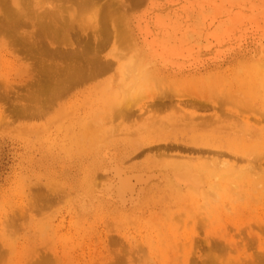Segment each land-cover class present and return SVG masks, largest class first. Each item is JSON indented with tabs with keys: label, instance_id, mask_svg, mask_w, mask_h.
Wrapping results in <instances>:
<instances>
[{
	"label": "rangeland",
	"instance_id": "1",
	"mask_svg": "<svg viewBox=\"0 0 264 264\" xmlns=\"http://www.w3.org/2000/svg\"><path fill=\"white\" fill-rule=\"evenodd\" d=\"M105 3L0 0V264H264V100H228L215 93L216 80L209 87L189 85L196 92L156 87L155 96L166 99L178 94L213 101L210 130H190L172 126L178 114L169 105L135 115L132 96L100 97L134 55L122 33V10ZM58 5L62 16L47 15ZM222 73L234 76L223 67L213 77L222 79ZM108 134L116 141L100 145L101 135ZM206 134L217 150L209 154L216 169L226 171L212 188L214 199L173 189L164 168L183 150L155 146L165 139L200 142L205 150L199 137ZM115 148L121 156L132 152L126 164L132 173L154 174L141 175L145 183L136 178L143 190L123 202L115 189L119 182L103 173L108 150ZM205 153L183 159L203 163Z\"/></svg>",
	"mask_w": 264,
	"mask_h": 264
},
{
	"label": "bare ground",
	"instance_id": "2",
	"mask_svg": "<svg viewBox=\"0 0 264 264\" xmlns=\"http://www.w3.org/2000/svg\"><path fill=\"white\" fill-rule=\"evenodd\" d=\"M63 1H74L81 6H88V5H91L93 1L95 0H63ZM114 6L117 9H121L123 12L121 15L120 21H121V26H122L121 29L123 28L122 33L124 32V34L126 35V43L125 42L124 43L127 45L128 51L130 52L134 51V55H131L127 57V59H125L126 61H124V68L122 69V73L120 77L118 78L117 82L115 81V83H111V86H109L108 89H105L103 92L99 93L100 97L104 96L105 98L107 97L109 99V98H114V95H119L118 96L119 98L120 96L123 98H125L127 95H129V97L132 96L130 100L134 99V101H136L135 104L137 105L136 110L133 109V107H132V110H134L135 112L137 111L139 113H147V112H150L152 109H155L158 107H160L159 109H161L165 105H169L168 109L169 107H172L173 112L178 114L177 119L175 121L176 124L174 123L172 124V126L174 125L175 127L177 126L179 128L190 129V130H195L198 127L200 128L203 127L206 130H210V127H211L210 125L215 122L214 121L210 124V120L212 121V119H214V118L211 119V116H213L214 114L210 112L215 109L213 105V101H209L205 98H202L198 96L199 94L197 95L198 97L193 96L189 98H183L184 95L182 96V95L177 94L176 98L173 97L174 95L172 96V98L174 99L172 98L166 99V96L162 97L163 95L161 97L155 96L157 94V93L155 94L156 87L158 88L160 86H164V87L166 86L172 89L173 91L178 92V90L181 88L188 89L189 85L191 86L193 84H198L200 82H204L209 87L212 81L216 80L217 82L215 85V93L222 94V96H224L228 100H234V101L237 100L238 102L239 100L245 101V99L247 98V101H248L249 99H253L254 97L259 98L260 100H264V0H106V3H105L106 8H110ZM62 12H63L62 5L61 6L58 5L55 7L53 11L47 12V15H50L53 17L54 16L60 17L62 16L61 15ZM87 14L89 17L93 18L94 17L93 9L89 10ZM77 54L79 53H76L75 55L77 56ZM69 55H74V54H72L71 52V54ZM122 57L124 58L125 55H123ZM67 67L69 68V66ZM106 67L107 66L104 65L101 67V69L106 68ZM223 67L228 68V70L229 68L232 69L234 71V76L232 78H229L227 75L222 73L220 77L222 79H219V77H217L216 75H214L213 77L214 72H216L217 70ZM69 70L68 72H70ZM80 71L82 72L83 70H80ZM72 72L74 73V70ZM77 72H75V74ZM200 84H203V83H200ZM189 89H192L193 91H195L194 90L195 88L194 89L189 88ZM56 90H54L55 93H56ZM179 92L182 93L184 92V90L183 91L181 90ZM45 93H48V92H45ZM33 97L35 98V93ZM43 98H45V96H43ZM223 98H220L221 101ZM127 99L129 98L127 97L125 100ZM121 100L122 99H120V101ZM39 101L37 100L38 103ZM236 103L234 102V104ZM188 107L190 108V110H188ZM126 108L128 110V107ZM129 110H131V107ZM113 112L114 111H112V115H113ZM132 112L128 114H132ZM137 112L135 113V115L137 114ZM222 112L224 113L223 110ZM157 120L159 122V119ZM96 123L97 122H95V124ZM100 123L104 124L101 122V119H100ZM154 123H157V122H154ZM240 124L241 123H239V125ZM86 125H89V124H86ZM170 125L171 123L169 125H166V127ZM22 128L24 129V127ZM25 129L22 130L24 131L23 133L27 132V131L25 132ZM92 132L94 133L96 131H92ZM28 134L30 133L28 132ZM98 136H99V130H98ZM112 136H113L112 134L110 135L108 134L107 137H105L104 135H101L100 138L98 137L100 139V140L98 139L100 145H102V142L106 141L104 142V144H106L107 147L110 146L113 143V141H116L117 139L116 137H115L116 139H114ZM199 138L201 139L203 138V140H205L204 141L205 143L202 144V145L207 146L205 150H202V147H199L200 142H195L194 144H192V145H196L197 146L196 147V146H190L184 143L180 145L176 141H170V140H165V139L158 141V143H155V146H156V149L158 147L171 148V149H173L174 147L175 148L180 147L181 148L180 150H183L182 152L184 153V155L179 154L178 155V157H180L179 160L170 162L167 165V167L164 168L163 173L166 176L170 185L173 187V189H175L177 192H184L186 194H191V195L194 194V195H197L205 199H207L206 196L208 195H210L211 197L213 196L217 198L218 196L215 195V193L214 194L211 193V191H213L212 188H216L215 186L217 185L218 187L220 186L217 180L220 177L224 178L223 175L226 171H218V169H216L217 167H215L216 163L215 164L213 163V158L211 155H209V154H212V152L217 151V150L213 151L209 144L210 136L206 134ZM92 140L93 139H91V142H93ZM94 140H96V138ZM194 140L201 141L198 138H195ZM80 141H82V138L81 140H79V142ZM94 142L91 143L90 145L95 146ZM95 143H97V141ZM116 143L115 145L118 144ZM136 149L138 148H135V150ZM108 151L110 152V154L108 157V162H107L108 164H105L107 166L103 168L104 176L108 178L109 177L114 178L115 179L113 180L114 182L116 180L119 182V183L116 182L119 185H116V187L115 186L113 187H115V189L117 188L116 193L117 192L119 193L120 195L119 197H121L122 202H123L122 198L125 200L127 197H129V199L128 198L127 199L130 200V197L132 198V195H135V193L137 195L138 191L143 190V188L142 189L140 188L141 185L140 186L137 185L138 188L137 186H135L134 183L136 182V178L137 179L141 178V180L143 179L142 183L144 181L147 182L146 180L150 177L148 175H151L153 172L151 171L152 173L146 174L148 178H146L145 180V178L141 177V175L143 174L142 171L139 172V174L137 172L132 173V171H130L132 167H130V165L129 166L126 165L128 164V160H130L128 158L130 156V153L132 154V152L127 150L130 153L125 154L126 152H124V155L121 156L120 154H118L119 152L118 148L117 149L115 148L113 152H111L110 150ZM194 151L195 153L206 152L205 153L207 154L205 158L206 161L203 163L200 161L195 164V163H191L188 159H183L184 157L186 158L190 157V156L187 157V155ZM223 154L225 155V153ZM259 155L262 156V154H259ZM157 157H159V155ZM193 158L194 157H192L191 159ZM254 161L256 162V160ZM257 161H258V158H257ZM220 164L221 165L223 164L222 166H224L226 163L224 160H222ZM220 164L218 163L217 165H220ZM260 164L261 163H259V165ZM132 166L135 167V164L132 163ZM246 167H248V165ZM249 167H252V166H249ZM234 170L232 173H234ZM244 171H247V170H244ZM153 175L154 174H152V176ZM133 178H135L134 179L135 181H133L132 183ZM95 180L97 181L96 177H95ZM101 180H104V179L101 178ZM139 182L141 181L139 180ZM102 186L104 185L102 184ZM111 186L112 184L110 183V187ZM232 186L234 185L232 184ZM232 186L231 187L228 186L229 189L232 188ZM105 191H106V188H105ZM83 199L84 198H82V200ZM118 199L120 201V198ZM80 206L82 207V205ZM211 238L213 237L211 236Z\"/></svg>",
	"mask_w": 264,
	"mask_h": 264
}]
</instances>
